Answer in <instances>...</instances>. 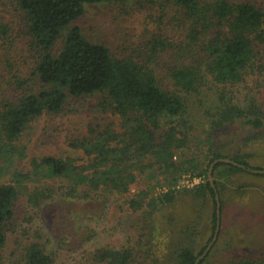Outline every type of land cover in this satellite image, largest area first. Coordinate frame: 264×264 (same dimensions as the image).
Wrapping results in <instances>:
<instances>
[{
    "label": "trees",
    "instance_id": "obj_1",
    "mask_svg": "<svg viewBox=\"0 0 264 264\" xmlns=\"http://www.w3.org/2000/svg\"><path fill=\"white\" fill-rule=\"evenodd\" d=\"M127 1L0 0V264H264V253L247 255L227 238L223 198L237 174L260 169L252 158L264 159L255 152L264 150V0H171L179 42L160 35L136 56H116L71 27L86 4ZM95 96L119 125H91L70 141L66 157L33 159L27 172L15 168L26 159L24 134L39 118L64 115L71 100ZM196 131L205 165L196 156L177 164V150L184 152ZM220 158L240 166L214 165L220 230L199 259L217 224L207 173ZM155 167L206 181L126 200L138 233L120 247L48 245L40 221L49 203L98 191L123 195Z\"/></svg>",
    "mask_w": 264,
    "mask_h": 264
},
{
    "label": "rangeland",
    "instance_id": "obj_2",
    "mask_svg": "<svg viewBox=\"0 0 264 264\" xmlns=\"http://www.w3.org/2000/svg\"><path fill=\"white\" fill-rule=\"evenodd\" d=\"M175 9L171 0H129L127 2L86 4L84 15L71 24L78 26L83 34L93 42L106 44L116 56H136L143 52L147 43L154 37L164 36L169 40L179 42L182 31L175 26ZM61 44L59 43L58 47ZM114 122L117 118L111 113H104L99 107V98L84 97L69 102L64 115L43 116L27 130L23 137L26 146V159L17 160L15 168L27 172L29 163L33 159L43 156L66 157L72 153L69 146L74 137H82L88 133L91 125L95 128ZM119 125V124H118ZM117 125V126H118ZM202 138L198 131L194 132L184 152L177 150L175 160L177 164L196 156L205 165ZM237 144V142H235ZM255 152L263 156L264 150L257 148ZM78 154V153H76ZM251 163L264 170V159L256 157ZM251 172V171H250ZM165 173L158 167L155 170L142 174L130 185L129 192L118 193L101 192L91 193L89 199L67 200L56 199L49 203L43 211L40 226L49 246L53 247L59 241L65 251L82 245L80 250L95 249L103 245L120 247L127 243L128 238H134L138 233L133 224L137 214H132L128 205H123L128 199L141 190L150 189L151 194H160L157 188L162 186H181L183 190L190 179V173ZM172 176H176L177 183H172ZM197 182L206 181L205 176L195 175ZM10 175L1 182H10ZM170 181V182H167ZM42 180H37V185ZM58 181L56 185L66 184ZM196 182V183H197ZM48 180L46 184H54ZM33 185H27L29 188ZM179 191V190H178ZM225 215L224 226L236 247L247 255L264 253V175L256 173H239L234 182L225 188ZM25 211V208H20ZM165 211L159 213V223L164 227ZM221 223V222H220ZM92 235V239L82 244V239ZM63 250L62 253H66ZM73 253L70 252L69 254ZM62 260V257H61ZM8 258L6 264H10Z\"/></svg>",
    "mask_w": 264,
    "mask_h": 264
},
{
    "label": "water",
    "instance_id": "obj_3",
    "mask_svg": "<svg viewBox=\"0 0 264 264\" xmlns=\"http://www.w3.org/2000/svg\"><path fill=\"white\" fill-rule=\"evenodd\" d=\"M219 162H225V163L233 164L235 166H240V164L236 163L235 161H233V160H231L229 158H220V159H216L214 162H212V164L210 165V167L208 169V173H207L208 180H209L211 186L214 188V190L216 192L215 198H216V203H217V209H216V211H217V224H216V228H215L214 236H213L212 240L207 245L206 249L201 254L199 259H203L208 254V252L211 250V248L213 247L214 243L217 240L218 233H219V230H220V222H221L220 221L221 220L220 198H219V194L217 193V189H216V186H215V183H214V178H213L214 165L216 163H219ZM249 171H251L253 173H256V174H264V170L253 169V170H249Z\"/></svg>",
    "mask_w": 264,
    "mask_h": 264
},
{
    "label": "built area",
    "instance_id": "obj_4",
    "mask_svg": "<svg viewBox=\"0 0 264 264\" xmlns=\"http://www.w3.org/2000/svg\"><path fill=\"white\" fill-rule=\"evenodd\" d=\"M189 176H190V179L187 180V183H186L185 185H183L184 188H191V187H193V186H195V185L201 183V182L198 183V182H197V179H196L194 176L192 177L190 174H189ZM196 182H197V183H196ZM180 187H181V186H176V187L174 188V186H171V188H169L168 186H162L161 188H157V191H158L159 193H166V192L169 191V189L180 190Z\"/></svg>",
    "mask_w": 264,
    "mask_h": 264
}]
</instances>
